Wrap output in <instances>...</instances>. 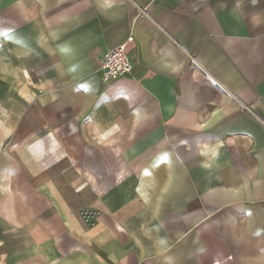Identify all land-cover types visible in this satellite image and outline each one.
Segmentation results:
<instances>
[{"label": "crops", "instance_id": "1", "mask_svg": "<svg viewBox=\"0 0 264 264\" xmlns=\"http://www.w3.org/2000/svg\"><path fill=\"white\" fill-rule=\"evenodd\" d=\"M0 264H264V0H0Z\"/></svg>", "mask_w": 264, "mask_h": 264}, {"label": "built area", "instance_id": "2", "mask_svg": "<svg viewBox=\"0 0 264 264\" xmlns=\"http://www.w3.org/2000/svg\"><path fill=\"white\" fill-rule=\"evenodd\" d=\"M141 14H146L145 8H140ZM134 42L131 36L127 43L107 50L102 57L101 78L105 84H113L129 74L134 66L129 54V44Z\"/></svg>", "mask_w": 264, "mask_h": 264}, {"label": "rangeland", "instance_id": "3", "mask_svg": "<svg viewBox=\"0 0 264 264\" xmlns=\"http://www.w3.org/2000/svg\"><path fill=\"white\" fill-rule=\"evenodd\" d=\"M142 9V8H141Z\"/></svg>", "mask_w": 264, "mask_h": 264}]
</instances>
